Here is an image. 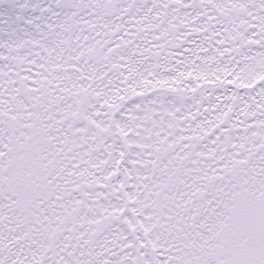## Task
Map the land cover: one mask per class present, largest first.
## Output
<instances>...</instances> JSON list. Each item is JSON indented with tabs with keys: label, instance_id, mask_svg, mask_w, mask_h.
Returning <instances> with one entry per match:
<instances>
[{
	"label": "snow or ice",
	"instance_id": "snow-or-ice-1",
	"mask_svg": "<svg viewBox=\"0 0 264 264\" xmlns=\"http://www.w3.org/2000/svg\"><path fill=\"white\" fill-rule=\"evenodd\" d=\"M0 264H264V0H0Z\"/></svg>",
	"mask_w": 264,
	"mask_h": 264
}]
</instances>
